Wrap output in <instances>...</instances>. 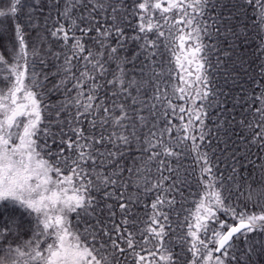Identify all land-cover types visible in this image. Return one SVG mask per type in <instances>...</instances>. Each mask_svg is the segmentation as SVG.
<instances>
[{"label": "snow or ice", "instance_id": "6c2138e0", "mask_svg": "<svg viewBox=\"0 0 264 264\" xmlns=\"http://www.w3.org/2000/svg\"><path fill=\"white\" fill-rule=\"evenodd\" d=\"M0 17V264H264V0Z\"/></svg>", "mask_w": 264, "mask_h": 264}, {"label": "trees", "instance_id": "16d2710c", "mask_svg": "<svg viewBox=\"0 0 264 264\" xmlns=\"http://www.w3.org/2000/svg\"><path fill=\"white\" fill-rule=\"evenodd\" d=\"M7 4H8V0H0V10L6 9ZM3 19L4 18L0 17V20H3ZM248 47H249V52H251V50L254 49L255 47L254 42L250 43ZM25 239H27V237H25Z\"/></svg>", "mask_w": 264, "mask_h": 264}]
</instances>
